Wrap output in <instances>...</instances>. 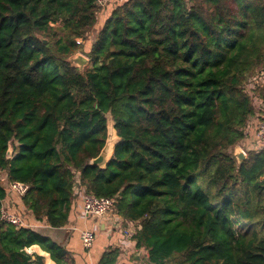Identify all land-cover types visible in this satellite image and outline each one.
Masks as SVG:
<instances>
[{
	"label": "trees",
	"instance_id": "trees-1",
	"mask_svg": "<svg viewBox=\"0 0 264 264\" xmlns=\"http://www.w3.org/2000/svg\"><path fill=\"white\" fill-rule=\"evenodd\" d=\"M94 1L0 0V171L29 185L23 205L51 227L67 223L76 184L115 196L151 264H264V148L240 164L231 150L253 96L264 102V84L245 88L264 67V0H122L81 72L68 58ZM107 114L119 139L100 168ZM35 244L68 264L60 245L0 220V264H43Z\"/></svg>",
	"mask_w": 264,
	"mask_h": 264
},
{
	"label": "crops",
	"instance_id": "crops-1",
	"mask_svg": "<svg viewBox=\"0 0 264 264\" xmlns=\"http://www.w3.org/2000/svg\"><path fill=\"white\" fill-rule=\"evenodd\" d=\"M112 1L117 0H111L106 9L100 11V13L98 12L100 16L96 14V19L98 18L99 21H102L100 22V27L108 16H105L101 20L103 17L101 14L110 12L108 8ZM95 39L96 37L89 41V45ZM82 43L84 42L80 44ZM258 78H261L260 85L264 84V67ZM253 100L255 109L254 116L248 121V127H246L244 137L232 147V153L242 151L246 155L250 150L264 148V141L257 140L254 134L255 126L264 117V102L254 96ZM14 148L15 150L18 149L16 140H14ZM5 178H7V173L0 171V183L4 187ZM73 194L74 197L69 210L68 221L62 227H51L46 223L45 219H35L32 213L23 205L21 197H18L13 192H6V196L2 202L7 209L22 217L25 227L39 232L43 237L63 247L68 252V264H98L101 255L109 249H117L120 252L117 264H151L147 260L146 250L143 247L138 248L134 238L124 234L123 229L128 219L118 214L116 209L100 217L86 215L83 210L84 192L79 189L77 184L74 186ZM84 230H89L94 233V240L88 248L83 245L81 239V232ZM25 250L27 253L41 256L43 264H55L50 254L36 244L31 245Z\"/></svg>",
	"mask_w": 264,
	"mask_h": 264
},
{
	"label": "built area",
	"instance_id": "built-area-1",
	"mask_svg": "<svg viewBox=\"0 0 264 264\" xmlns=\"http://www.w3.org/2000/svg\"><path fill=\"white\" fill-rule=\"evenodd\" d=\"M110 1L111 0H95L94 4L96 6L97 13L106 9ZM77 42L80 43L81 39L77 40ZM252 81H254V83H252ZM260 82H261V78L257 79V76H253L249 84L260 85ZM246 127H248V124ZM246 127L244 133H246ZM254 134L257 140L264 141V117L255 126ZM14 153H15V149H13L12 146V154L11 155L6 154V156L8 158H11ZM28 187L29 185L25 182L9 181L8 178H5V188L7 190L6 192H13L18 197H22L27 192ZM2 200L0 206V220L6 223H10L15 227H25L24 220L22 219V217L19 214H16L13 211L7 209L4 206ZM115 203H116L115 196H111V197L96 196L85 192L83 194V210L86 215L99 216V217L104 216L108 214V212L115 209ZM139 229H140L139 221L127 220L123 232L126 236L133 237V235H135L137 230ZM81 239L83 245L86 248H88L91 246L94 240V233L89 230H84L81 232Z\"/></svg>",
	"mask_w": 264,
	"mask_h": 264
},
{
	"label": "water",
	"instance_id": "water-1",
	"mask_svg": "<svg viewBox=\"0 0 264 264\" xmlns=\"http://www.w3.org/2000/svg\"><path fill=\"white\" fill-rule=\"evenodd\" d=\"M68 61L82 72L84 71L82 70L83 67L88 64L89 59L87 56L85 57L80 54H75L71 56L70 58H68ZM106 120H107V136H106L104 146L100 150L99 154L95 158H92L90 160V164L96 165L100 168H104L106 163L112 157L115 144L117 143L119 139L116 134V130L114 129V123H113V120L110 114L106 115ZM111 130L115 132L116 138L112 137ZM6 154L7 155L12 154L11 141L8 142ZM232 155L236 158V161L238 164H240L246 157L245 153L242 151L234 152L232 153Z\"/></svg>",
	"mask_w": 264,
	"mask_h": 264
},
{
	"label": "rangeland",
	"instance_id": "rangeland-1",
	"mask_svg": "<svg viewBox=\"0 0 264 264\" xmlns=\"http://www.w3.org/2000/svg\"><path fill=\"white\" fill-rule=\"evenodd\" d=\"M122 0H117V1H112L111 3H110V6H109V8L108 9H110L112 6H114V4H117L118 2H121ZM100 13V12H99ZM99 13H96L97 15H99L100 16V14ZM109 13H102L101 15H103V17L101 18V20H103V18L105 17V16H107ZM98 16V17H99ZM100 22H102V21H99L98 20V18L96 19V22L87 30V32H86V34H85V36H84V38L82 39L81 38V42H84V43H82V44H80L79 45V48H78V50L75 52V53H73V54H71L70 56H69V58L71 57V56H73V55H75V54H80V55H82V56H85L86 57V50L89 48V41H91L92 39H94L95 37H96V35H97V32H98V30H99V27H100ZM94 37V38H93ZM80 42V43H81ZM87 67V65H85L84 67H83V69L82 70H85V68ZM253 76H257V79H258V77L260 76V72L259 73H256V74H254ZM253 76H251V78L253 77ZM250 78V79H251ZM252 83H254V81H252ZM256 86H258V85H255V84H253V85H250V84H246V90L247 91H250V89H254ZM252 102H254V100H252ZM14 142V141H13Z\"/></svg>",
	"mask_w": 264,
	"mask_h": 264
},
{
	"label": "bare ground",
	"instance_id": "bare-ground-1",
	"mask_svg": "<svg viewBox=\"0 0 264 264\" xmlns=\"http://www.w3.org/2000/svg\"><path fill=\"white\" fill-rule=\"evenodd\" d=\"M111 134L113 138H116L115 132L113 130H111ZM112 145V144H111ZM94 217V216H93Z\"/></svg>",
	"mask_w": 264,
	"mask_h": 264
}]
</instances>
